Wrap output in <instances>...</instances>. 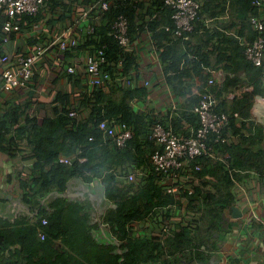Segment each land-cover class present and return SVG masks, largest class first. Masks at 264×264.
Listing matches in <instances>:
<instances>
[{
    "label": "trees",
    "instance_id": "trees-1",
    "mask_svg": "<svg viewBox=\"0 0 264 264\" xmlns=\"http://www.w3.org/2000/svg\"><path fill=\"white\" fill-rule=\"evenodd\" d=\"M48 1H56L64 10H69L75 2L85 4L91 0H46V3ZM201 3L190 38L185 39L175 37L172 31L161 26L164 22L174 26L172 9L165 6L163 0L116 2L97 26L98 38L88 37L92 43L106 44L109 61L103 64V68L112 74L109 82L93 88L86 82V89L77 94L59 92L55 97L53 115L39 118L29 115L21 106H15L8 109L4 119H0V154L13 163L5 182H17L24 201L42 207L39 218L34 220L19 217L11 220L0 214V264L58 263L49 259L57 253H54L51 242L57 237L65 240L68 220V226L73 225L68 207L80 212L83 206L75 202L65 204L55 194L51 195L56 198L52 205L54 209L45 208L41 201L50 192L65 191L73 177L88 182L100 179L106 196L116 204L108 210L105 220L113 230L120 232L130 247L125 254V264H142V261L158 264L163 256L177 257L196 241L199 245L204 244V240H198L203 224L210 236L223 230V214L227 209L232 211L236 204L235 183L254 169H258L259 176L264 178V125L252 113L256 97L264 95V62L256 65L245 53L248 44L259 34L251 23V16L260 14L264 18V3L261 7L253 0H201ZM120 13L129 18L131 40L145 29L153 33L160 47L167 83L178 99L179 114L171 117L140 111L133 102L144 101L148 87L139 83L133 86L116 83L119 80L116 76L124 78L138 64L135 49L126 51L115 37L106 33ZM25 16L36 21L41 13ZM208 20H214L213 29L207 25ZM196 37H199L197 43L193 41ZM82 48L84 44L81 43L78 49ZM119 67L115 70L119 75H115L114 69ZM195 76L200 80L198 85ZM211 78L214 81L210 83ZM244 81L249 84L243 86ZM75 82L79 84L81 79ZM206 90L217 99L215 110L230 114L224 133L231 137V142L218 147L229 152L230 158L225 163L207 157L196 158L195 162L202 168L194 170V180L188 182L191 187L185 189L181 186V192L176 195L168 192L152 164V154L160 147L150 137L152 127L158 122L171 124L179 135H188L198 122L194 107ZM71 110H76L77 115L71 116ZM104 120L128 124L133 132L132 138L125 145H119L100 127ZM254 121L260 128L259 133L252 126ZM64 156L72 163L60 162ZM16 160L32 163L18 168ZM129 173L136 174L135 181L128 180ZM1 200L5 202L6 199ZM59 201L64 207H59ZM80 215L85 219L84 214ZM148 217L155 227L159 226L160 218L164 223L174 217L179 219L172 221L171 233L167 237L154 235L147 241L133 235L130 229L133 223H141ZM42 218H47L48 223L43 225ZM184 220L190 226L184 225ZM22 225L35 227V232L40 227L47 234L44 241L48 244L47 251L40 254V246L34 245L28 232H19ZM80 230L84 232L85 242L69 240V246L77 253L91 251V239L86 237L85 227ZM32 232L34 238L37 233ZM95 251L102 262L107 259L106 263H116L117 254H111L107 248ZM27 256H30L29 261ZM33 256L40 259L32 262Z\"/></svg>",
    "mask_w": 264,
    "mask_h": 264
},
{
    "label": "built area",
    "instance_id": "built-area-1",
    "mask_svg": "<svg viewBox=\"0 0 264 264\" xmlns=\"http://www.w3.org/2000/svg\"><path fill=\"white\" fill-rule=\"evenodd\" d=\"M68 1V0H67ZM145 2L150 3L153 0H91L85 4L75 2L72 17L69 18L61 30L56 31V27L48 30L47 38L34 44L26 54L11 58L8 53L1 56V61L6 66L1 68V86L0 91H11L15 88L25 87L32 80L35 70L34 65L43 58L51 49H58L61 53L65 51H75L78 49L83 34L93 35L98 38L96 28L101 24L103 15L111 9L116 2ZM165 6L172 9L171 17L174 22L172 27L164 22L161 26L166 31H172L175 37L187 38L194 29L196 20L201 7V0H163ZM46 0H0V14L5 15L3 23V32L5 40H8V34L12 31L20 30V21L18 15H37L45 5ZM253 3L261 7L264 0H253ZM253 27L259 32L253 42L249 43L245 53L256 65L264 62V18L260 14L251 16ZM107 35L115 37L119 44L126 50L135 49L133 40L129 34V18L125 13H120L111 22L110 28L106 31ZM155 48H158L155 45ZM64 55V54H63ZM159 58V56H157ZM64 60V57H63ZM161 57L159 58V61ZM106 56V44H97L93 50L84 53L82 56L83 66L86 70L87 84L90 88L109 82L112 74L103 68V64L108 63ZM121 62V61H120ZM111 63V62H110ZM115 68V70L120 69ZM66 72L74 75L77 73V67L74 64L66 66ZM115 75L119 72L115 71ZM122 79V76H116ZM127 86L138 84L135 75L124 77L122 80ZM210 79L209 82H213ZM149 86V80L142 81ZM217 103L213 93L206 90L200 96L194 111L198 115V122L193 126L188 135H179L171 124L156 123L152 127L151 139L155 140L158 147L152 154V164L161 176V182L165 185L168 192L178 195L181 186L185 189L190 188L188 182L193 181L194 170H200L201 164L195 162L198 157H207L214 162H227L230 153L219 150L220 145H227L231 142V137L225 135L224 128L228 126L230 114L227 112H218L215 110ZM175 108V106H174ZM237 114V113H235ZM71 116H76L77 111L71 110ZM100 127L106 131V134L117 141L119 145H125L132 138L133 132L126 123H109L107 120L100 122ZM60 162L71 164L69 157H61ZM229 171L232 168L227 166ZM258 173L254 169L253 173ZM129 181H135V173H129ZM254 212V211H253ZM255 213V212H254ZM259 218V217H258ZM43 225L48 223L47 218H42ZM39 235L43 239L45 232L40 228Z\"/></svg>",
    "mask_w": 264,
    "mask_h": 264
},
{
    "label": "crops",
    "instance_id": "crops-1",
    "mask_svg": "<svg viewBox=\"0 0 264 264\" xmlns=\"http://www.w3.org/2000/svg\"><path fill=\"white\" fill-rule=\"evenodd\" d=\"M73 10V7L69 10H64L60 3L48 1L43 5L40 11L41 17L36 21L29 20L24 15H18L17 19L20 21L21 28L20 30L10 32L8 34V40L4 39L3 23L5 15L1 13L0 76L1 68L6 66V63L1 61L2 55L8 53L11 58H15L26 54L34 44L42 42L47 38L46 35L49 34L48 30L51 27H56V31L61 30L65 26L66 21L72 17ZM207 25L213 29L214 20H208ZM90 36L89 34H83L80 40V44H84V48L82 49H76L75 51L68 50L65 53H61L56 48L51 49L34 65L35 74L27 86L15 88L11 91H0V119H4L8 109L15 106H21L27 110L26 113L39 118H43L46 115H53L55 97L59 92L67 91L72 92V94H77L84 91L86 89L87 75L83 66L82 56L84 53L93 50L94 46L97 45L92 43L91 39L88 38ZM189 38L190 36L185 39ZM198 38H193V41L197 43ZM133 43L138 64L126 77L138 74V82L140 85L143 84L142 81L149 80L150 82L149 86H147V98L144 101H134L133 105L140 111H146L154 115L167 114L172 117L174 114H179L178 99L172 91L171 86L167 83L161 60L159 61L160 47L154 40L153 33L145 29L133 40ZM155 45L158 48H155ZM70 64H74L77 67L78 71L74 75L66 72L65 68ZM78 78L81 79V83L76 84L75 80ZM122 79L117 80L116 83L118 85L125 84ZM194 81L196 84L200 83V80L196 76ZM247 84L249 83L244 81L243 86H247ZM194 89L197 91L195 87ZM18 161L16 160V162ZM31 163L32 161H25L22 164L20 163V166H29ZM12 166V161L0 154V197L4 198L5 195H19L22 193L17 182H5L7 173L12 171ZM22 177L24 178L25 176L23 175ZM83 182L93 183V181L88 182L85 180ZM237 184H240L238 186L240 190L237 192L235 205L241 209L243 216L238 218L234 217L233 210L228 212V215L225 214L229 222L226 225L227 235L223 238L224 246L222 252L225 258L227 256L230 257L229 254L238 255L241 264L251 263L254 260H258L260 264H264V182L249 188L242 185V180H239ZM79 186L80 183L77 181L72 183L71 196L73 197L70 199V202L76 200L78 195H80L77 194ZM91 192V195L86 192L84 193L89 204L88 214L95 216L98 213L101 219L102 216L106 215V210H100L101 208L97 207L99 192L97 193L95 187H91ZM55 199V197H48L44 206L46 207L50 203L53 205ZM97 221L98 223L102 222L106 225V220ZM100 223L99 227L101 228ZM96 229H98V225ZM38 234L39 232L36 236Z\"/></svg>",
    "mask_w": 264,
    "mask_h": 264
},
{
    "label": "flooded vegetation",
    "instance_id": "flooded-vegetation-1",
    "mask_svg": "<svg viewBox=\"0 0 264 264\" xmlns=\"http://www.w3.org/2000/svg\"><path fill=\"white\" fill-rule=\"evenodd\" d=\"M240 184L235 183L233 190L235 194L237 195V192L240 190L238 189V186ZM67 189V188H66ZM65 189V191H66ZM64 192V191H63ZM70 194L69 196H59L61 200L64 201L65 204L71 203L70 199L73 197ZM240 196V194H238ZM51 197V195H50ZM62 197V198H61ZM58 198V197H57ZM96 198V197H95ZM1 199H6L5 202H3ZM97 199V198H96ZM47 200V199H46ZM46 200L44 202L41 201V205L44 206L46 204ZM72 202L78 203L82 207V210L80 211L85 216L86 225L85 227V235L86 237L90 238L89 240L91 246V251L88 249L85 253H77L75 250H73L66 242H64V239L62 237L53 238L51 242V247L54 250L53 254L49 252L50 255L53 257H47L49 259H52L53 261H58L57 264H109L106 263L107 259L101 261L100 258L97 257L96 251L98 248H106L111 254H117L116 255V263L115 264H125L126 259V253L129 252L130 247L126 242V239L121 237L119 235L120 232H116L112 229V227L109 225V223L106 221V225H101V228L99 227V223L97 220L105 221V215L99 217V214L97 213L95 216H91L88 213V200L86 199V194L84 195H78V198L76 200H72ZM49 204V203H48ZM116 205L110 198L104 194V197L98 198L97 201V207H100V210L105 209L106 213L108 210L113 206ZM42 207H35L33 205L28 204L24 201L23 196L21 193L19 195L15 194H9L8 196L0 197V214H3L4 217H7L11 220H15L16 217L24 218L27 220H34L36 218H39L40 212ZM45 208L52 210L54 209L51 205V203L46 206ZM104 210V211H105ZM229 209L225 211L224 214L228 215ZM172 221L178 220L177 217H174L171 219ZM172 221L168 223L162 222V219L160 218L159 226L155 227L153 220L151 217L146 218L141 224L133 223V226L131 227L130 231L133 235L139 236L141 238H144L145 240L149 241L154 235H160L161 237L165 238L171 233V226ZM222 227L223 230L219 232V237L216 244V249L214 250V246H208L203 244H198L196 241L194 243V246L188 247L182 252L178 253L177 257H172L165 255L162 257L160 262L158 264H241V261L238 259L239 256L236 254H229L225 258L224 253L222 252V248L224 246V237L227 235L226 233V224L222 221ZM98 225V229H96V226ZM184 225L190 226L187 221L184 220ZM197 228L196 226H192ZM40 228V227H39ZM38 228V230H39ZM129 231V232H130ZM115 235H113V234ZM198 233V230L196 231ZM214 234V233H213ZM212 234V235H213ZM39 235V234H38ZM37 235L35 236L32 241L34 242L35 246H40L39 252L40 254H43L48 249V244H45V240L47 239V234L45 233V237L42 239ZM211 235V236H212ZM199 242L202 241L201 237L198 239ZM90 251V252H88ZM74 254V256H71V254ZM61 254V257H60ZM30 256H27L28 261L30 260ZM40 257L33 256L31 258V261H37ZM137 261V259H135ZM27 262V260H26ZM142 264H151V261H142ZM163 262V263H161ZM242 264H250V262L242 263Z\"/></svg>",
    "mask_w": 264,
    "mask_h": 264
},
{
    "label": "rangeland",
    "instance_id": "rangeland-1",
    "mask_svg": "<svg viewBox=\"0 0 264 264\" xmlns=\"http://www.w3.org/2000/svg\"><path fill=\"white\" fill-rule=\"evenodd\" d=\"M259 97V96H258ZM256 117V120L263 123L264 124V108L261 109V111L258 112V115L255 116ZM252 126L254 127L256 133H259L260 131V128L256 125V122L254 121V124H252ZM258 143H260V141H258ZM20 163L21 162H17V166L19 168L20 166ZM22 164V163H21ZM214 168H217V166H215ZM242 180V185L244 187H253V186H256L258 183L262 184L264 182V178H261L257 173H252L248 176H246L245 178H241ZM2 194V192H1ZM64 203L59 201V207H64L63 205ZM68 210L70 211V213L72 214V216L70 217L73 221V225L72 226H68L69 224V220L67 221L68 223L66 224L65 228L67 229V235L65 237V240L64 242H66L69 245L70 244V241L71 242H75V243H84L85 242V237H84V232H82V230H80L83 226L86 225V222H84L85 220L83 219L84 217L81 216V212L75 210V208H69L68 207ZM179 219V218H178ZM186 221V220H185ZM138 224H141L140 222H138ZM205 227V224L202 225L201 229H200V236L201 238H203L202 240H204V244L203 245H208V246H214L215 247V244H217V240H218V237H219V232L216 231L212 236H210L208 233H209V230L208 231H205L204 230V227ZM35 227H30L29 225H22L20 228H19V232H28V234L30 235V238L33 239V232L32 230L35 232ZM38 229L35 233H38ZM37 237V236H36Z\"/></svg>",
    "mask_w": 264,
    "mask_h": 264
},
{
    "label": "water",
    "instance_id": "water-1",
    "mask_svg": "<svg viewBox=\"0 0 264 264\" xmlns=\"http://www.w3.org/2000/svg\"><path fill=\"white\" fill-rule=\"evenodd\" d=\"M264 108V95L262 96H259V97H256L255 99V102L253 104V107H252V113L257 116L258 115V112L261 111V109ZM74 181H77L80 183V186L78 187V191H77V194H80V195H84V193H88L89 195L92 194L91 192V187H95L96 188V191L97 193L99 192V197L103 198L104 197V194H105V187L104 185L102 184V182L100 181V179H95L93 181V183H84L83 182V179L80 178V177H73L71 178L69 181H68V184H67V189L66 191L64 192H50L44 199H42V202H44L48 197H50V195L52 194H55V195H60V196H69L71 194V186H72V183ZM113 206H116V205H113ZM233 216L238 218V217H242L243 216V213L241 211V209L234 205L233 206ZM222 221L228 225V222H229V219L226 217L225 214H223V219ZM101 225L103 226V223L101 222ZM250 264H260L258 260H254L253 262H251Z\"/></svg>",
    "mask_w": 264,
    "mask_h": 264
}]
</instances>
